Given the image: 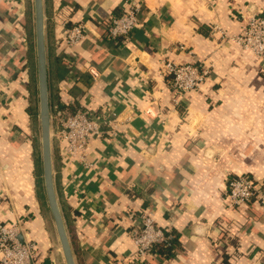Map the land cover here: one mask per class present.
<instances>
[{
  "label": "crops",
  "instance_id": "crops-1",
  "mask_svg": "<svg viewBox=\"0 0 264 264\" xmlns=\"http://www.w3.org/2000/svg\"><path fill=\"white\" fill-rule=\"evenodd\" d=\"M138 1L137 27L112 40L107 27L124 0H43L50 87L103 131L87 166L67 155L51 116L55 191L75 264H264V206L227 204L230 178L264 183V61L232 40L264 0ZM34 11V0H0V223H21L38 264H66L37 185L27 112ZM75 25L86 38L68 46L65 29ZM162 60L204 62L211 74L178 96ZM143 212L176 235L171 257H136Z\"/></svg>",
  "mask_w": 264,
  "mask_h": 264
},
{
  "label": "built area",
  "instance_id": "built-area-1",
  "mask_svg": "<svg viewBox=\"0 0 264 264\" xmlns=\"http://www.w3.org/2000/svg\"><path fill=\"white\" fill-rule=\"evenodd\" d=\"M142 6L143 4L138 0H124L123 12L112 18L106 36L112 40L130 36L138 25V14ZM85 38L86 32L82 25L65 29L64 41L68 46H76ZM232 40L264 61V12L249 17L241 33L233 36ZM160 69V75L170 78L172 88L178 96L198 90L211 74V67L204 62L177 63L162 60ZM97 74L93 72L94 76ZM174 104H179V97L174 99ZM102 133L101 123L83 109L65 115L58 121V136L66 143L67 155L77 158L87 166L90 165L89 144L92 138ZM253 202L264 206V183L256 182L248 176H238L228 180L229 208H242ZM140 219V228L134 237V242L137 248L136 257L144 261L153 254L157 244H168L172 237L155 224L151 213L143 212ZM21 235L20 222L0 223V264H38L34 243L20 240Z\"/></svg>",
  "mask_w": 264,
  "mask_h": 264
},
{
  "label": "water",
  "instance_id": "water-1",
  "mask_svg": "<svg viewBox=\"0 0 264 264\" xmlns=\"http://www.w3.org/2000/svg\"><path fill=\"white\" fill-rule=\"evenodd\" d=\"M35 5V32L36 52L38 61V82L40 98V125L42 142L43 177L49 209L56 225L59 240L62 246L66 264H75L70 242L65 229L64 221L59 210L53 178L52 148H51V113L48 96V78L46 47L44 35L43 0H34ZM23 241V238L20 237Z\"/></svg>",
  "mask_w": 264,
  "mask_h": 264
},
{
  "label": "trees",
  "instance_id": "trees-1",
  "mask_svg": "<svg viewBox=\"0 0 264 264\" xmlns=\"http://www.w3.org/2000/svg\"><path fill=\"white\" fill-rule=\"evenodd\" d=\"M32 27H33V22H31V20H29L27 28L29 29L31 39H32ZM30 53H31V59L33 60V65L35 66V72H34L35 73V79H34V85L31 86L32 100H31V103H30V106H29L27 112H28V114H29L34 126H35L34 127L35 128V130H34V134H35L34 135V145H35L36 162H37V166H36L37 185L40 188L41 193L43 194L44 200H47L46 196L44 195L43 186L41 183L42 179H43V170H42V167H40V163H42V157L40 154L41 146H39L37 143L38 135H37L36 124H37V120H38L39 113H40V98H39L37 52H36V49L33 48L32 44H31ZM47 78H48V76H47ZM48 96H49L50 113H51L52 117H57L58 119H60V118L65 116L62 114L64 110H66L68 112V114H74L75 112H77L79 110L77 108H72V107L63 108L61 106V101H60L59 95L57 94V92L54 89H52L50 87L49 81H48ZM54 187H55V184H54ZM56 197H57V195H56ZM61 215H62V213H61ZM62 218H63V215H62ZM166 234L171 235V237H172L171 240H169L168 244L167 243L157 244L154 247L153 252L157 251V252H160L165 257H171L173 255V251L176 247V235L174 233H168V232H166ZM44 264H49V261L46 260Z\"/></svg>",
  "mask_w": 264,
  "mask_h": 264
},
{
  "label": "rangeland",
  "instance_id": "rangeland-1",
  "mask_svg": "<svg viewBox=\"0 0 264 264\" xmlns=\"http://www.w3.org/2000/svg\"><path fill=\"white\" fill-rule=\"evenodd\" d=\"M33 14V17L31 15V22H33V27H32V46L34 49H36V32H35V11L32 13ZM36 129H37V135H38V139H37V143L39 146H42V142H41V125H40V113H39V117H38V120H37V124H36ZM41 157H42V149H41ZM41 159V158H40ZM40 167H42V170H43V163H40ZM42 186H43V192H44V195L46 196L47 198V195H46V190H45V183H44V177L42 179Z\"/></svg>",
  "mask_w": 264,
  "mask_h": 264
}]
</instances>
